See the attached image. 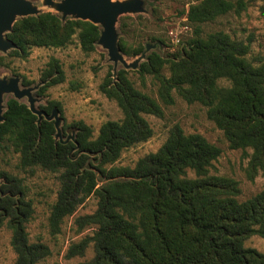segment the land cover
Listing matches in <instances>:
<instances>
[{
    "label": "trees",
    "instance_id": "trees-1",
    "mask_svg": "<svg viewBox=\"0 0 264 264\" xmlns=\"http://www.w3.org/2000/svg\"><path fill=\"white\" fill-rule=\"evenodd\" d=\"M246 7V0H195L187 11L192 37L175 52L149 50L137 71L157 81L165 104L174 102L176 92L189 103L206 106L208 118L223 130L231 148L252 150L247 168L253 179L264 173V60L255 63L250 44L223 30H203V24ZM124 26L120 18V28ZM101 30L89 20H63L46 11L17 19L6 38L15 44L11 53L26 58L33 46L65 47L74 37L83 51L92 52ZM118 46L133 57L147 47L131 46L123 38ZM64 80L61 62L51 57L36 95ZM21 84L28 87L32 81L23 77ZM101 90L118 102L123 118L104 122L96 137L90 125L78 120L70 125L74 139L67 140L70 133L64 129L62 141L54 120L38 123L29 105L13 96L0 123V160L14 152L19 169L40 167L59 174L49 216L53 233L86 198L97 196V209L76 219L79 228L94 226L93 234L73 243L67 255H84L93 243L94 256L81 264H264V251L245 244L252 235L264 238V188L240 200L236 179L210 173L222 149L200 133L186 134L178 124L158 151L134 166L115 164L125 149L153 135L144 114L161 117L163 108L134 85L124 67L109 73ZM54 107L60 108L58 101L39 106L48 113ZM27 192L23 177L0 169V226L6 223L12 231L14 264H41L50 248L29 239L27 223L34 207Z\"/></svg>",
    "mask_w": 264,
    "mask_h": 264
},
{
    "label": "rangeland",
    "instance_id": "rangeland-1",
    "mask_svg": "<svg viewBox=\"0 0 264 264\" xmlns=\"http://www.w3.org/2000/svg\"><path fill=\"white\" fill-rule=\"evenodd\" d=\"M30 1L39 8L40 13L46 11L58 13L54 7L46 6L43 0ZM150 1H154L153 4L150 5ZM194 1L145 0L144 12L119 16L116 24L118 39L123 38L131 46L151 44L155 45L154 49L175 52L193 35L194 26L188 21L187 11ZM246 2L247 7L241 13L232 10L214 21L203 24V30L204 33L223 30L234 39L249 43V57L255 63H259L264 60L263 2L261 0H246ZM120 18L125 23L123 28H120ZM153 37L164 39L165 44L159 39L153 40ZM12 49L7 52L0 51V58L4 57V63L0 62V78L18 76L21 83L22 78L27 77L32 81L30 86L39 87L43 70L50 58H58L61 62L65 80L51 86L43 96L36 95V90L33 94L37 98L38 108L46 106L49 101L59 102L60 108H57L61 119L62 138H65V130L75 136L76 132L70 129V125L78 120L90 125L96 137L104 122L123 118V111L118 102L101 90V84L109 73L114 74L124 66L121 63L115 65L102 45L97 43L94 51L85 52L77 37H74L65 47L33 46L26 58L12 54ZM124 57L128 63H131L138 56L124 54ZM138 67L124 68L129 70V77L138 89L159 101L163 108V116L144 114L153 129V135L148 140L125 149L115 164L134 166L141 157L158 151L166 142L170 130L178 124L186 134L200 133L222 149L210 173L236 179L240 187V200H246L264 188L262 171L253 179L249 176L247 167L251 149L244 151L231 148L223 130L208 118L207 107L203 104L189 103L176 92L173 93L174 102L165 104L159 97L157 81L151 75L142 77L137 71ZM165 74L169 75L168 69H165ZM11 96V94L4 96L5 107L7 99ZM22 101L27 103L26 98ZM18 158V154L14 152L3 154L0 169L8 170L25 179L27 197L32 200L34 207L33 217L27 223L29 239L31 242H43L50 248V254L41 261V264H81L90 260L95 254L93 243L87 247L84 255L69 257L67 253L73 243L93 234L94 226L79 228L76 219L97 209V196L91 195L86 198L72 215L64 219L60 231L53 233L49 225V216L60 188L59 174L40 167L32 170L19 169ZM188 175L195 176L191 170H188ZM11 238L12 231L6 223L0 226V264L15 263L16 253L12 248ZM245 244L264 251V238L260 235H252Z\"/></svg>",
    "mask_w": 264,
    "mask_h": 264
},
{
    "label": "water",
    "instance_id": "water-1",
    "mask_svg": "<svg viewBox=\"0 0 264 264\" xmlns=\"http://www.w3.org/2000/svg\"><path fill=\"white\" fill-rule=\"evenodd\" d=\"M46 6L54 7L62 15V19L73 17L75 19L89 20L102 27L98 44L107 51L111 61L115 65L121 63L126 68H137L140 61L145 59L146 53L155 48V45L147 44L146 51L138 56L133 62L128 63L118 46V32L116 24L122 14L142 13L146 10L145 0H43ZM39 8L30 0H0V51L7 52L15 48V44L6 38V33L11 31L17 19L37 15ZM38 86H22L20 78H0V123L4 120V96L11 94L14 98L27 99L29 109L38 116V123L43 119L54 120L56 137H61V119L59 109L54 107L51 113L36 106L37 98L33 91ZM68 139H74L69 135Z\"/></svg>",
    "mask_w": 264,
    "mask_h": 264
}]
</instances>
